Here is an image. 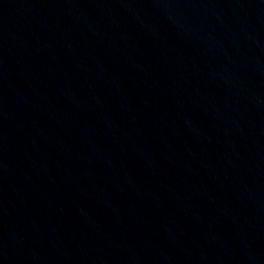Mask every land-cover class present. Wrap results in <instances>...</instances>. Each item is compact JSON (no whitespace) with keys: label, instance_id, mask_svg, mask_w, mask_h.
Listing matches in <instances>:
<instances>
[{"label":"water","instance_id":"1","mask_svg":"<svg viewBox=\"0 0 264 264\" xmlns=\"http://www.w3.org/2000/svg\"><path fill=\"white\" fill-rule=\"evenodd\" d=\"M0 264H264V0H0Z\"/></svg>","mask_w":264,"mask_h":264}]
</instances>
